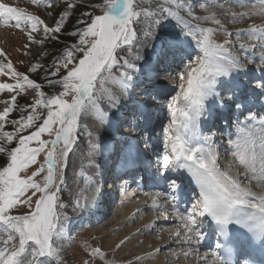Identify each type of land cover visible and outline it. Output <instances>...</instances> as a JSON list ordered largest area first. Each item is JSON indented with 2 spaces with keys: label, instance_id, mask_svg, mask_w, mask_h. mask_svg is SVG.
<instances>
[{
  "label": "snow or ice",
  "instance_id": "snow-or-ice-1",
  "mask_svg": "<svg viewBox=\"0 0 264 264\" xmlns=\"http://www.w3.org/2000/svg\"><path fill=\"white\" fill-rule=\"evenodd\" d=\"M31 2L41 5L44 0ZM64 2L66 8L54 26L25 8L0 2V24L26 31L30 43L59 41L67 30L65 21L78 6L73 0ZM51 3L48 0L46 6ZM244 3L238 0L240 7ZM209 5L223 7L218 0L199 5L194 0H96L77 19L78 27L68 32L73 42L64 45L51 65L30 66L31 73H46L43 80L52 89L48 93L42 83L18 72L0 49V57L7 60L0 62V76L14 81L0 82V92L10 94L0 100V156L4 158L0 162V264H66L64 245L72 242L68 209L82 212L89 206L83 194L63 199L69 154L77 155L81 136L86 134L87 149L78 157V171L73 162L74 177L87 182L86 191L96 188L94 176L86 169H100L96 156L102 150L114 156L126 173L135 172L149 147L147 125L154 114L148 109L161 98H166L167 123L150 180L166 191L146 193L151 201L148 209L159 212L157 219L176 217L168 235L180 248L192 249L182 252L185 257L199 252L210 230L216 236L211 264H264V115L260 114L264 112V23L232 31L209 11ZM197 6L204 15L196 14ZM257 7L258 12L229 9L226 14L233 22L238 17L264 16V0L258 4L253 0V8ZM208 22L215 27L205 26ZM41 31L43 39L36 40L33 33ZM217 33H223L222 41ZM245 35L257 43H235V38ZM157 40L178 67L179 83L169 90L174 94L166 95L149 81L141 93L145 99H135L134 86L144 82L139 48L148 41L155 47ZM28 90H34L32 102L19 105L17 97ZM257 104L259 111L254 110ZM214 110L229 124L234 118L235 138L229 133L225 149L229 158L218 150L215 133L202 131V123ZM13 111L19 112L17 119H10ZM89 118L105 128L111 143L93 135L86 123ZM8 125L11 131L5 130ZM109 129L118 135L111 136ZM44 134L48 139L42 138ZM181 172L190 178L196 193L183 211L179 199L184 183L174 175ZM21 207L27 211L21 213ZM146 227L152 230L155 222ZM127 240L121 239L115 248ZM88 254L90 259L83 264H94L96 258L102 264H119L106 258L100 247L88 246ZM201 259L208 264L207 255Z\"/></svg>",
  "mask_w": 264,
  "mask_h": 264
},
{
  "label": "rangeland",
  "instance_id": "rangeland-1",
  "mask_svg": "<svg viewBox=\"0 0 264 264\" xmlns=\"http://www.w3.org/2000/svg\"><path fill=\"white\" fill-rule=\"evenodd\" d=\"M61 1L62 0H52L51 7H48V6H46L48 3V0H44V3L41 5L33 4L31 2V0H0V2L6 3L10 6L25 8L28 12L39 15L45 21V23L48 24L49 26L54 25L53 22H54V18L56 16L55 11L60 6ZM204 2H205V0H194V4H196V5L202 4ZM218 3H219V5H222L223 7H219L216 5H209V11L215 13L217 18L221 19L222 23L229 30L234 31V30H238V29H247L252 24L264 23V16H261V15L260 16L251 15V16L243 17L242 21H239L237 18V21L233 22L232 17L230 15L226 14L229 9H231L232 11L237 12V13L248 12V10L251 8V5H252V3L249 1H246L244 3L243 7H240L238 4V1H236V0H222V1L218 0ZM90 4L91 3L87 4V6L89 8H90ZM249 4H250V6H249ZM247 6H248V8H247ZM90 10H91V8H90ZM196 14L202 16L205 13L202 12L199 9V7L197 6L196 7ZM253 18L258 19V21L254 22ZM193 23H196V21H193ZM205 26L215 27V25H213L211 22H208ZM169 30H174V29L170 28ZM33 36L36 40L43 39L42 31L37 32V33H33ZM223 38H224L223 33H217V39L218 40L222 41ZM47 41L48 40H45V42L43 44H38L35 42L30 43L28 40L27 32H24L23 30L15 28L12 24H10V25L0 24V49H2L7 54V58L11 60L14 68L20 73H25L27 75H30V73H31V72H29L30 66L32 64H35L36 60H37V63L42 61L43 55H44V50H45V45L47 44ZM158 42H159V40L155 41L154 42L155 47H153V42L148 41L147 43H145L144 45H142L139 48V54L143 57V60L141 61V63L144 64V75L147 76V78H149V80L151 78L154 79L155 77H158L157 74L154 72L156 70V67H157L156 63L154 62V59L157 56L155 49L158 45ZM241 42L246 43V44L257 43V41L249 39V37L246 35L241 36L240 38H235L236 44H239ZM25 45H28V47H25ZM235 50L236 49H233V51H235ZM237 54L241 56V59L246 58L242 53L238 52ZM256 55H259V53L257 52ZM0 62L6 63L7 60L4 57H0ZM178 70L179 69L176 68L174 70L175 74H173V75L167 73V74L161 76L163 81H161L162 83H160V84H158L159 83L158 81H155L154 84H156V82L158 84V85H156L158 87L157 89H159V91H161L159 86H162L163 83H165V85H168V80H167L168 78L166 76L171 75L170 77L174 78L175 75L177 74ZM158 78H160V77H158ZM153 79H151V80L153 81ZM0 82L13 83L14 81L11 80L10 77L0 76ZM143 83H145V82H143ZM178 83H179V81H178ZM137 90H138L137 88L134 89V91H137ZM166 94L170 95V94H174V92H168ZM9 96H10V94L7 91L0 92V100L8 99ZM33 97H34V90H28L27 93H21L17 97V103L19 105L30 104L33 100ZM162 102H164V106L160 105L158 109H159V113H161L163 119L161 122H159L157 120L158 125H159V128L157 126L158 131H161L158 133L157 136L162 135V142H163V126L167 123L166 99H164V101H162ZM2 108H3V104H0V110H2ZM91 119L92 118H89L86 121V123L89 124V129L93 132L94 136L99 135L100 137H102V135H103L102 131L100 129L94 128L93 125H91V123H90ZM11 130H12V128H11ZM154 132L156 133L157 129H155ZM210 132H212V131H210ZM24 134H27V132H25ZM217 134H222L225 136L226 133L223 130L219 133H215V136ZM42 138L48 139L47 134H44L42 136ZM215 140H216V142L218 141L216 137H215ZM103 141L105 144H109L108 140H103ZM224 142H226V141H224ZM217 144L219 145L218 150L220 151L221 155L223 157H225L226 152L223 151L225 143L224 144L223 143H217ZM33 146H35V144H33ZM86 149H87V138H86V134H84L81 136V139L79 142V147L76 149V153L78 152V154H77L78 156L77 155L74 156L71 153L69 154V167L66 169L67 188L65 189V191L62 194L63 199L65 201H69L72 196L83 194L82 184L87 183V182L84 181L83 178L74 177V174H73L74 169L72 166H73V162L75 161L76 162L75 168L77 171L79 170L78 157L81 153L85 152ZM160 150L162 151V149H160ZM111 157H112V155H111ZM38 160L39 161L43 160V154H41L38 157ZM86 163H87V160L85 159V164ZM106 163L107 164L109 163V159L106 160L104 166L101 165L100 170L103 167H104V169L106 168V166H107ZM86 171L88 174H92V173L97 172L98 170L92 169L89 172V169H86ZM70 188H72V189H70ZM149 192L154 193L155 191L150 190V191H148V193ZM160 192H165V191L161 190ZM142 195L144 196L146 194H142ZM161 202H164V201L161 200ZM108 210H112V207L110 206V208ZM25 211H27L26 208H24V207L20 208L21 213L25 212ZM154 212L151 210L148 211V213H151V215H153L154 218L157 215L159 216L158 211L155 213ZM68 213L72 218L71 219V230H70L72 242L70 244L65 243V245H64V248H65L64 258L66 260V264H83L84 260L90 259V256L88 254V246L100 247L101 250L106 253V258H108V259L114 258L119 262V264H128V262H131V264H146V262L144 261L145 257H144V259H142L140 261L135 260V257H136L135 251L131 250L130 248H127V246H126L128 244L127 241L119 249L115 248L116 244H118L121 240V237L119 236V234H115L114 236L108 235L107 234L108 231L105 230L104 227H102L103 226L102 224L95 225L89 229H82V228L79 229V228H77V224L75 223L76 212H73L71 210V208H69ZM158 216H157V218H158ZM108 219H110L109 220L110 222H112V220H113V219H111V216H109ZM174 225H175V223L171 224V226H174ZM127 226L129 227V225L127 224L125 227L126 229L124 228L123 230H127V228H128ZM161 226L162 225H160V227ZM171 226L167 224L164 227H165V229H168ZM162 229L165 230L163 227H162ZM123 230L120 233L121 235H124L123 233H125ZM155 234H158V232L154 233V235ZM167 237L168 236L166 235V238ZM152 244L153 245L158 244V241L156 242V238L153 239ZM187 248H188V246H187ZM190 250H192V249H190ZM162 251H164V252H162ZM162 251H161V253H162L161 255L165 256V255L169 254L170 251H172V250L170 249V251H169V249H166V250H162ZM201 251L204 252V250H200V252ZM94 264H102V262L99 260V258H96Z\"/></svg>",
  "mask_w": 264,
  "mask_h": 264
},
{
  "label": "bare ground",
  "instance_id": "bare-ground-1",
  "mask_svg": "<svg viewBox=\"0 0 264 264\" xmlns=\"http://www.w3.org/2000/svg\"><path fill=\"white\" fill-rule=\"evenodd\" d=\"M236 1H238V0H236ZM246 1H249L252 3L251 8L248 10V12H258V7L253 8V0H245V2ZM258 2H259V0H257V4H258ZM249 6H250V4H249ZM247 8H248V6H247ZM253 16H260V15L256 14ZM256 18H253L254 22L258 21V19H256ZM242 19H243V17L242 18L238 17L239 21H242ZM155 51L157 53V56L162 54L161 50L157 51L155 49ZM165 55H166V53H165ZM158 64H159V66L163 65V63L162 64L158 63ZM248 67L252 68L253 65H248ZM175 69L176 68L173 67L172 70H169L168 74H171V75L175 74L174 73ZM171 75L166 76L168 78L167 79L168 85H165V83H163L162 86H159L161 91L164 93L170 92L169 90L174 89L175 85L178 84L179 79H178V76H176L177 74L175 75L174 78H171L170 77ZM255 75H258V74L255 73ZM241 78L245 79L244 77H241ZM141 79L143 81H145V78H141ZM151 79H153V78H151ZM151 79H150V82L152 81ZM145 87H146V83H143V82L140 84V87L134 86V89L137 88L138 90L132 91V97L135 99H138V100H142V98H138L135 95L140 93V90L145 89ZM157 88L158 87L156 86V89ZM157 90H159V89H157ZM155 111H156V109H154L152 112H155ZM215 112L216 111L213 112V115L211 117H209L206 122L202 123V131L205 132L206 134L208 133L207 127H208V124L210 123V121L214 122V119L216 116H217L218 120L221 119L219 117V114L215 113ZM221 122L219 123L218 128L215 130V133H219V132H221V129H225L226 135L224 136L222 134H217L215 137L218 140L217 143H223V144L225 143L224 149H223V151H225V149L227 148V140L230 138L229 133H232L231 138H233V139L235 138V125L232 129H230L231 126H229V123H227L225 121L223 123H221ZM90 123H91V125H93L94 128L100 129L102 131V134H103L101 137L102 140H107V137L105 136V128L102 127L98 122L94 121L93 119L90 120ZM113 130L114 129L108 130V132L111 136H113V134H112ZM156 141L159 144L161 142L160 137H157ZM224 141H226V142H224ZM77 154H78V152H77ZM110 155L111 154L109 152L102 150L96 156L97 163L104 166L106 160H108ZM225 158H229L227 152L225 153ZM116 164H117L116 161H112L111 165L113 166ZM91 170L92 169H89V172ZM86 188H87V183H83L82 184V189H83V193H84L83 196L87 197L88 205H90L91 201H92L91 199L95 193V188L92 189L91 191H86ZM96 188L99 189V186H96ZM70 189H72V188H70ZM149 190H155V189H153V187H152ZM155 192H157V191H155ZM139 195L140 194L121 195L120 198L118 196L116 197L115 195H112L108 199V201L105 205V207L107 208V211L105 212L103 220L101 221V223H99V224H102L103 226L102 225L101 226L104 227L105 230L108 231V232L106 231L108 235L114 236L115 234H119L121 239L128 237V240H127L128 244L126 245L127 248H130L131 250L135 251L136 257L137 256L145 257L144 261L146 262V264H205V262L201 259V257H203L205 255H207L209 257L208 264H211V251H212V249L204 248L202 243L200 245L198 253L191 254L188 257L183 256L182 255L183 251L192 252V250H190L189 247L187 248L186 245L183 248H180L175 243L174 238L168 235V232L171 231L172 227L175 226V225L171 226V224L176 222V217L169 214V219L167 221H165L162 217L157 219L158 215L154 218V216L151 215V213H148V211H150L148 209V205L151 203L150 197L148 195H144V196L143 195L139 196ZM160 203L163 204L164 202L160 201ZM110 206L112 207V210H108L110 208ZM179 208L181 211H183L186 207L184 205H179ZM155 212H157V211H155ZM109 216H111V219H113L112 222L109 221L110 220V219H108ZM153 222H155V227L152 230H148L146 226L153 223ZM99 224H97V225H99ZM127 224L129 225V227L127 226L128 227L127 230H123ZM167 224L170 225L171 227H169L168 229H165L164 226H166ZM160 225H162V226L160 227ZM162 227L165 230H163ZM122 230L125 232V233H123L124 235L120 234ZM157 232H158V234L154 235V233H157ZM166 235L168 236L167 238H166ZM154 238H156V242L158 241L157 245L152 244V241ZM157 247H159L161 249V251L166 250V249H169V251L171 249L172 251H170V253L168 252L169 254L164 256V255H161L162 254L161 251L159 253L154 252V250ZM200 250H204V252H202V251L200 252ZM162 252H164V251H162ZM149 254H151V255H149Z\"/></svg>",
  "mask_w": 264,
  "mask_h": 264
},
{
  "label": "trees",
  "instance_id": "trees-1",
  "mask_svg": "<svg viewBox=\"0 0 264 264\" xmlns=\"http://www.w3.org/2000/svg\"><path fill=\"white\" fill-rule=\"evenodd\" d=\"M73 2L77 4L78 6L75 9L71 10L69 18L65 21L67 30L60 34L59 41H54V40L47 41V44L45 45L43 59L41 62H39L40 64H44L45 66L51 65L53 58L60 53V50L64 47V45L70 44L71 42H73L74 38L69 36L68 32L78 27V25L76 24L77 19L83 18L82 12L86 10L90 11V8L87 6V4L94 3L96 2V0H83V2L82 0H73ZM65 8H66V3L64 2V0H62L60 3V6L55 11L56 16L54 15L55 16L54 22L60 18L59 14L63 10H65ZM35 63H37V60ZM45 74L46 73L44 71H38L37 73H30L29 77L33 80H36L42 83L43 85L42 90L48 93V92H51L52 89H50L47 86L46 81L43 80V77L45 76ZM18 116H19V112L13 111L10 114V119H17ZM5 130L11 131V125H8ZM3 159H4L3 156H0V162H2Z\"/></svg>",
  "mask_w": 264,
  "mask_h": 264
}]
</instances>
